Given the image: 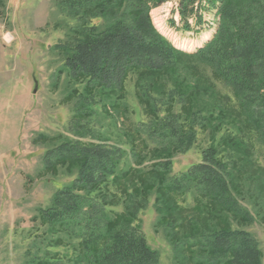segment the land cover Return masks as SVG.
<instances>
[{"label": "trees", "instance_id": "obj_1", "mask_svg": "<svg viewBox=\"0 0 264 264\" xmlns=\"http://www.w3.org/2000/svg\"><path fill=\"white\" fill-rule=\"evenodd\" d=\"M165 1L55 0L78 22L56 47L70 78L83 87L73 90L76 105L68 130L76 138H63L48 150L46 164L48 170L67 166L76 176L40 210L39 219L49 243L68 245L72 254L46 252L29 264H160V252L139 223L151 199L177 263L262 264L252 234L233 227L251 223L253 216L235 195L234 171L217 147L209 146L200 162L180 174L173 173L172 159L192 145L197 128L210 125L220 107L216 102L204 109L198 99L205 86H213L208 78L205 86L181 80L187 59L208 66L231 88L239 117L230 118L231 124L264 144V0H178L180 25L171 23L184 31L201 30L207 12L215 18L212 37L190 52L178 49L151 20L150 11ZM94 19L102 22L93 24ZM131 73L150 120L139 125L136 136L124 133L131 136L133 164L121 168L126 152L108 143L99 119L103 111L95 107L113 116ZM168 76L173 89L161 113L151 80ZM217 120L222 122L215 127H221L223 119ZM189 193L193 203L185 205Z\"/></svg>", "mask_w": 264, "mask_h": 264}, {"label": "rangeland", "instance_id": "obj_2", "mask_svg": "<svg viewBox=\"0 0 264 264\" xmlns=\"http://www.w3.org/2000/svg\"><path fill=\"white\" fill-rule=\"evenodd\" d=\"M177 7L178 0H166L150 11V17L165 38L172 44L174 41L178 49L190 52L212 37L214 26L210 22L215 18L213 12H207L201 30L184 31L171 23L174 19L180 25ZM101 22V19L92 21ZM77 23L55 0H0V264H29L34 255L43 256L46 252L72 254L68 245L49 243L47 227L39 219V213L51 206L55 193L76 176L74 169L67 166L48 170L46 164L48 150L63 138H76L68 128L75 113L73 90L83 84L70 78L64 55L56 45L71 36V28ZM182 65V81L187 78L197 86H205L208 78L214 86H205L197 94L203 100L202 108L216 102L220 107L213 111L210 125L197 128L192 145L173 157V173L188 170L202 160L205 149L217 147L219 157L234 171L235 195L253 216L251 223H234L233 227H243L252 234L262 251L264 264V144L253 132L231 124L230 118L239 117L237 100L229 86L196 59H187ZM172 80L169 76L151 80L150 88L161 105L157 106L161 113L167 107L165 101L173 89ZM138 91L137 75L131 73L126 80L125 95L118 101L120 109L111 110L113 116L103 106L95 107L103 111L99 119L108 143L119 145L126 152L121 168L133 164L131 136L124 133L136 136L139 125L150 120ZM173 109L179 113V103ZM217 118L224 121L221 127H215L222 122ZM152 144L149 140V145ZM192 203L193 194L189 193L185 205ZM157 220L151 199L139 214L142 230L149 244L160 252V264H179Z\"/></svg>", "mask_w": 264, "mask_h": 264}, {"label": "built area", "instance_id": "obj_3", "mask_svg": "<svg viewBox=\"0 0 264 264\" xmlns=\"http://www.w3.org/2000/svg\"><path fill=\"white\" fill-rule=\"evenodd\" d=\"M156 28H157V27H156ZM8 37H9V40H10V37H11V36H8ZM173 44H174V41H173Z\"/></svg>", "mask_w": 264, "mask_h": 264}]
</instances>
